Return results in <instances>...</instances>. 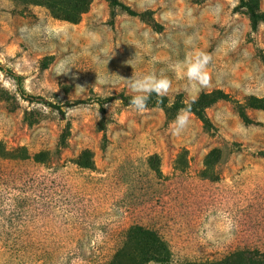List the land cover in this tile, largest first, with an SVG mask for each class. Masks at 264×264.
I'll use <instances>...</instances> for the list:
<instances>
[{"label": "rangeland", "instance_id": "374dc122", "mask_svg": "<svg viewBox=\"0 0 264 264\" xmlns=\"http://www.w3.org/2000/svg\"><path fill=\"white\" fill-rule=\"evenodd\" d=\"M123 1L137 14L0 0V264H264V22L241 0ZM194 50L210 80L189 93ZM148 73L162 102L106 99Z\"/></svg>", "mask_w": 264, "mask_h": 264}, {"label": "clouds", "instance_id": "9594fccd", "mask_svg": "<svg viewBox=\"0 0 264 264\" xmlns=\"http://www.w3.org/2000/svg\"><path fill=\"white\" fill-rule=\"evenodd\" d=\"M222 6L217 4L214 8L216 13H219ZM211 56L203 50H194L191 55L186 56L183 61L184 75L188 81V86L185 90L189 91H199L201 87L208 85L210 76L207 71L208 65L211 62ZM69 68L65 65H61L57 74L67 73ZM129 86L134 95L131 96L129 103L140 112H143L147 108L148 100L151 94L156 93L157 97L161 98L162 102L163 96H165L171 88V81L166 75L155 73H148L139 77L132 76L130 78ZM79 87V86H78ZM195 102V97H193L192 102ZM191 103L187 104L185 107L181 108L176 116L175 121L172 124V134L178 135L187 126L189 122V113L191 111ZM171 103L169 107H171Z\"/></svg>", "mask_w": 264, "mask_h": 264}, {"label": "trees", "instance_id": "16d2710c", "mask_svg": "<svg viewBox=\"0 0 264 264\" xmlns=\"http://www.w3.org/2000/svg\"><path fill=\"white\" fill-rule=\"evenodd\" d=\"M107 1L111 7V19L112 20L115 19V17L118 15L119 12H124V13L132 14V15L137 14V10L134 7H132L130 4L124 2L123 0H107ZM255 4L256 3L253 0H241V2L239 4V7H245L246 8L247 14L250 18L251 27L253 30H257L258 27L260 26V24L262 22H264V11H260ZM85 5L86 4H84V6ZM84 6H83V9H85ZM66 17L71 19V20H77L79 15L76 12H70ZM131 96L132 95H130V94L119 93V94H115L113 96H108V97H106V99L110 100L113 98H117V99H120L124 104L131 105L129 103ZM160 100H161V98H160ZM83 102H86V100L77 99L75 101V103H83ZM54 107L59 109L60 115H62L64 118L65 117V110H63L58 105H54ZM101 109L105 110L104 104L101 105ZM65 137L66 136L63 135V138H65ZM139 229L141 231H145L143 227H139ZM153 235H154L155 243L157 245V248L154 250V252L158 253L159 249L162 246L161 239L158 237V235H155V234H153Z\"/></svg>", "mask_w": 264, "mask_h": 264}]
</instances>
